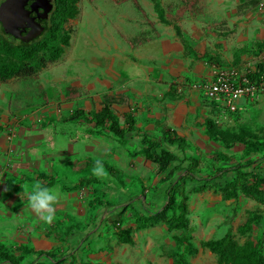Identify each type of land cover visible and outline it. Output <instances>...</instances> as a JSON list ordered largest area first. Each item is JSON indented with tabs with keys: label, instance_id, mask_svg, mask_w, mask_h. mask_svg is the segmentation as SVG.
Listing matches in <instances>:
<instances>
[{
	"label": "rangeland",
	"instance_id": "obj_1",
	"mask_svg": "<svg viewBox=\"0 0 264 264\" xmlns=\"http://www.w3.org/2000/svg\"><path fill=\"white\" fill-rule=\"evenodd\" d=\"M255 1L256 7L239 14L238 6L250 0H198L196 13L180 0H79L78 16L66 25L72 34L61 58L32 78L0 82V138L6 146L17 145L11 156L0 150L4 159L3 164L0 160V245L15 256L23 253V246L55 250L57 260H62L59 264L73 260L76 264H174L188 241L199 247L200 242L220 239L230 231L240 244L257 242L258 228L242 232L240 227L253 213L264 216V206L241 192L225 200L216 186L190 192L188 230H170L163 221L140 227L136 223L140 214L145 210L155 214L164 207V192L159 189L169 172L162 173L143 153V135L138 131L120 139L107 127H98L91 115L102 108V96L112 89L130 97L129 109L114 107L121 126L127 128L123 114L128 112L137 118L135 123L143 122L140 132L160 139L162 129L150 115L169 85L182 90L190 86L185 78L194 64L185 46L191 47L183 36L185 51L167 62L152 58L158 54V42L133 49L131 41L152 36L153 26L172 31L179 25L195 47L205 46L209 53V58L201 56L205 66L216 64L246 74L264 63V0ZM158 5L168 25L158 21ZM221 20L227 25H221L220 31ZM204 76H198L200 82L194 87L203 93L207 113L187 133L188 155L199 162L197 177L210 178L209 184L220 182V170L226 169L224 178L230 181L234 168L245 165L243 172L264 175V145L260 151L225 147L207 135L203 123L212 119L229 135L246 130L263 143L264 93L241 101L240 109L228 114L206 98L200 86L213 77L203 81ZM158 88L162 94L153 97ZM76 111H84L85 117L73 121ZM40 186L65 194L48 223L27 207V194ZM126 195L128 201L122 200ZM70 226L77 232L66 241ZM124 230L130 231L132 245L121 240ZM44 261L36 264H48ZM188 262L218 264L216 256L202 248Z\"/></svg>",
	"mask_w": 264,
	"mask_h": 264
},
{
	"label": "trees",
	"instance_id": "obj_2",
	"mask_svg": "<svg viewBox=\"0 0 264 264\" xmlns=\"http://www.w3.org/2000/svg\"><path fill=\"white\" fill-rule=\"evenodd\" d=\"M11 0H0V16ZM133 1L136 0H122ZM181 3L192 13H196L198 0H180ZM79 0H53V10L50 13L48 26L40 38L34 42L25 44L20 40L5 33L0 23V82L7 83L11 79H29L34 77L41 68H45L48 63L58 61L64 53L66 47L70 45L71 29H66L70 20L75 19L79 14ZM257 5L255 0L245 2L239 6L242 11L248 7ZM138 9L143 11L141 6ZM158 18L161 22L167 23L165 11L157 6ZM176 33L182 37L178 25H175ZM147 38H136L131 41L133 46H138L147 41ZM249 81L256 84L264 83V63L260 64L255 71L246 74ZM67 94V93H66ZM128 102L124 95L106 93L103 95L102 108L92 115L96 125L107 129L120 139H128L136 130L132 116H126V126L122 127L119 119L112 110L113 105H123ZM84 111H76L72 120L85 117ZM206 132L209 137L221 142L225 147L236 145L245 146L251 151H260L264 145L260 143L256 136L246 130L237 134H227L226 130L221 129L219 124L212 120H205ZM142 151L157 164L162 173L168 175L161 181L165 199L164 207L155 214L145 210L140 214V220L136 223L149 226L159 221L168 223L170 230L189 229L188 220V201L190 192H202L216 186L225 200L236 198L239 193H244L255 202L264 206V175L259 172H243L245 166H237L233 171L232 180H225L226 169L220 170L221 181L209 184L210 178L197 177L198 160L188 155L190 143L184 137L175 132L166 130L160 139L151 138L143 135L141 138ZM218 177V178H219ZM198 181V182H197ZM162 191V190H161ZM159 196V197H161ZM124 201L127 197L124 196ZM128 201V200H127ZM103 205L101 201H98ZM114 207V206H113ZM114 210V209H113ZM138 210V209H136ZM172 213L171 216L168 213ZM119 220V216L117 221ZM254 227L260 230V237L256 241L247 240L240 244L232 232H227L220 239L200 242L196 247L190 241L185 242V251L176 254L174 264H188V258L195 256L199 248L207 249L216 256L218 264H264V216L253 213L252 216L240 227L242 232H250ZM77 229L73 226L67 228L65 240L69 241L75 236ZM121 240L124 243L133 244V238L129 230L121 233ZM23 253L15 256L4 245H0V264H36L42 258L48 264H59L62 260H57L55 250L42 251L22 247ZM60 255V254H59ZM75 261H78L75 259ZM74 260L70 264H76ZM63 264V263H62Z\"/></svg>",
	"mask_w": 264,
	"mask_h": 264
},
{
	"label": "crops",
	"instance_id": "obj_3",
	"mask_svg": "<svg viewBox=\"0 0 264 264\" xmlns=\"http://www.w3.org/2000/svg\"><path fill=\"white\" fill-rule=\"evenodd\" d=\"M250 1H252V0H250ZM240 5H242V4H240ZM239 6L237 8V11L239 14H241L246 9L240 11ZM256 6L257 5H255L253 7H256ZM253 7H250V8H253ZM158 21L161 24H163L161 26L168 25V23H163L159 19H158ZM221 25H223V26L227 25L226 21L221 20L220 24H218V29L220 31H221ZM179 28H180V31L182 33V37L184 36L186 38L185 40L189 42V44L188 43L187 44H188V46L190 45L191 48H188L187 45L184 44V42L181 40L182 37H179L177 35L176 30H175V26H173L172 31L166 30L167 28L161 29L158 27L155 28V26H153L152 27L153 35L148 37L147 41L143 42L142 44H140L138 46H133L132 43L130 45L133 49H137L142 45L146 46V44H150L152 42H154V43L158 42V44H155L156 46H158V51H157L158 54L156 56H154V54H153L152 58H156V60H157V58L162 57V58H165L167 62H174V61H171L172 56L175 54L177 55L182 51L184 52L185 51L184 46H182V45H186L185 48L189 51V54H187V57L190 59L189 62L191 64L192 63L194 64V68H193L192 73L190 72L191 74L185 78L188 83L191 82L190 86H186L185 89L182 90L177 85H169V87H167L168 89H165L164 90L165 93H163V94L161 93L162 89L161 90H160V88L156 89V91L153 93V97L158 96L160 93L162 94V96H161V100H159L158 103L154 104L153 114L150 116L152 118V121L156 122L157 125L161 127V129H162L161 134L166 130H170V131L175 132L177 135L186 138L189 142V139L187 137V133L189 132L190 128H192L195 124L198 123V121L203 120L202 116L206 115V113H207L206 111L208 109L203 104V93L200 92V90L197 91L194 87L195 84H197V82H200V80L196 81V79L198 78L199 75L203 74V75H205L204 76L205 79L203 78V81H210L213 77V68L205 66L204 61L203 62L201 61V56L206 55V58H209V57H207L208 52H205L206 51L205 46L200 45L199 47H195V42L192 41L191 39L188 40L187 37L185 36V34L183 33L181 26H179ZM226 29L229 30L230 28L226 27ZM177 39H180V40H177ZM255 70H256V68L254 70H250L249 72H252ZM173 72H175V70L172 71V74H173ZM107 93H114V92H112V89H111ZM117 95H124L128 99V102L126 104H123V105H118V104L113 105L112 110L114 111V107H123V108L128 107V109H129L130 104H131L129 95L128 96L125 94H117ZM102 98H103V96H102ZM242 103L243 102H241V104ZM214 104L216 105V103H214ZM102 106H103V103H102ZM123 115H125V117L126 116H132L133 121H134V129L136 130V132L138 131L139 135H145L146 134V133H142L138 130L139 129L138 127H142L141 123H143V122L139 123L137 121L135 123V121H136L135 119H137V118L133 117V114H130L128 112H125ZM200 119H202V120H200ZM125 121H126V118H125ZM203 123L205 124V120L203 121ZM146 135L150 136L149 134H146ZM141 138H142V136L140 137V139ZM151 138H152V136H151ZM12 145H15V146L12 147ZM12 145L9 144V146H6V141L4 142V139L0 138V150L3 153L5 152V155L10 154L9 156H11L15 153V151L17 150V148H16L17 145L15 143ZM0 160L2 161V164H3V162H4L3 157H1ZM6 160L9 161L10 160L9 157H6ZM125 197H127V195ZM13 198L16 199L15 196ZM123 198H124V196H123ZM122 200H124V199H122Z\"/></svg>",
	"mask_w": 264,
	"mask_h": 264
},
{
	"label": "water",
	"instance_id": "obj_4",
	"mask_svg": "<svg viewBox=\"0 0 264 264\" xmlns=\"http://www.w3.org/2000/svg\"><path fill=\"white\" fill-rule=\"evenodd\" d=\"M53 0H11L0 16L5 33L28 44L48 26Z\"/></svg>",
	"mask_w": 264,
	"mask_h": 264
},
{
	"label": "built area",
	"instance_id": "obj_5",
	"mask_svg": "<svg viewBox=\"0 0 264 264\" xmlns=\"http://www.w3.org/2000/svg\"><path fill=\"white\" fill-rule=\"evenodd\" d=\"M209 101L218 103L228 114L240 109V101L254 100L264 93V83H252L246 74L213 65V79L200 86Z\"/></svg>",
	"mask_w": 264,
	"mask_h": 264
},
{
	"label": "clouds",
	"instance_id": "obj_6",
	"mask_svg": "<svg viewBox=\"0 0 264 264\" xmlns=\"http://www.w3.org/2000/svg\"><path fill=\"white\" fill-rule=\"evenodd\" d=\"M99 164V161H97ZM97 171V169H94ZM65 194L58 188L47 186L36 187L27 194V207L35 212L45 223L51 222L55 216V205L63 200Z\"/></svg>",
	"mask_w": 264,
	"mask_h": 264
},
{
	"label": "bare ground",
	"instance_id": "obj_7",
	"mask_svg": "<svg viewBox=\"0 0 264 264\" xmlns=\"http://www.w3.org/2000/svg\"><path fill=\"white\" fill-rule=\"evenodd\" d=\"M202 85V84H201ZM202 89V88H201ZM204 92V91H203ZM205 94V93H204ZM241 101H243V100H241ZM241 101H240V103H239V105L241 104ZM241 107V106H240Z\"/></svg>",
	"mask_w": 264,
	"mask_h": 264
}]
</instances>
